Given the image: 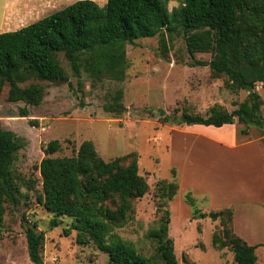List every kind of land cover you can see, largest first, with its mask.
<instances>
[{
    "label": "rangeland",
    "instance_id": "1",
    "mask_svg": "<svg viewBox=\"0 0 264 264\" xmlns=\"http://www.w3.org/2000/svg\"><path fill=\"white\" fill-rule=\"evenodd\" d=\"M75 1L0 0V34L24 27ZM95 1L100 5L107 2ZM181 1L167 0L169 10ZM163 34L166 47L161 44V35L125 44L124 80L92 74L89 66L98 60L96 51L81 55L80 75L65 54L58 52L56 58L67 82L32 78L22 84L44 87L40 105L9 101L8 85L0 92V124L13 131L22 145L11 178L17 205L6 203L0 226V264H35L29 258L25 233L33 225L44 232V264H110L108 254L93 242L86 246L76 242L71 217L56 216L37 199L42 193L39 166L48 156L45 149L52 140L60 142V148L49 154L54 157L77 153L85 140L93 141L106 161L137 153L139 173L150 188L143 197L132 200L130 218L114 232L131 241L145 256L160 262L157 241L148 236L159 226L162 215L155 187L160 179H175L179 182L178 193L165 207L170 209L169 235L178 264H235L233 251L223 243L226 241L220 220L202 215L229 207L233 210L229 226L256 246L258 264H264V130L252 128L250 132L237 121L215 127L182 125L174 118L163 120L165 115L181 116L184 111L205 117L213 111L231 112L247 100L248 92L232 90L226 85L227 76L214 77L208 66H192L182 31ZM195 58L209 61L212 53L197 52ZM118 90H122L120 102L125 110L119 114L106 111L104 105L114 102ZM256 90L263 100L264 115L263 81L256 83ZM25 107L28 116H20ZM30 120L38 123L32 125ZM242 128L249 136L242 133ZM252 136L263 140L257 142ZM187 193L194 196L197 210L186 201ZM53 218L58 220L57 226H52ZM68 228L71 234L66 236L64 230ZM214 233L223 248L214 247Z\"/></svg>",
    "mask_w": 264,
    "mask_h": 264
},
{
    "label": "trees",
    "instance_id": "2",
    "mask_svg": "<svg viewBox=\"0 0 264 264\" xmlns=\"http://www.w3.org/2000/svg\"><path fill=\"white\" fill-rule=\"evenodd\" d=\"M164 31L171 34L182 31L191 65L208 66L214 77L227 76L226 85L232 90H246L248 98L231 112L213 111L205 117L184 111L181 116L165 115L163 120L174 118L182 125L215 127L237 121L248 128L264 130L263 100L256 90V83L264 82V0H182L172 10L167 0H107L104 5L95 0H77L24 27L0 34V92L8 85L9 101L40 105L44 87L38 83L22 84L32 78L57 84L67 82L69 79L56 58L58 52L65 54L80 75L81 55L96 51L98 60L89 66L92 74L124 80L125 44L161 35V44L166 47ZM197 52H211L212 58L196 59ZM121 97L122 90H118L114 102L106 103L104 109L122 113L125 107ZM159 112L165 114L162 109ZM150 113L154 110L150 109ZM20 116H28L26 107ZM30 123L38 122L30 120ZM242 133L247 131L243 128ZM21 147L16 134L0 124V226L6 203L17 205L11 178ZM59 148V140H52L45 149L48 156L39 166L42 193L37 199L47 211L73 219L71 229L77 232L78 244L86 246L93 242L108 254L110 264H178L174 241L169 235L170 209L165 207L178 193L177 180L160 179L155 187L162 215L159 226L151 229L148 236L157 241L160 259L157 262L114 232L130 218L132 200L143 197L150 188L139 173L137 153L106 161L93 141L85 140L71 156L49 155ZM185 197L197 210L194 196L187 193ZM202 215L220 220L226 241L223 243L233 251L235 264H258L256 246L229 226L233 222L231 208ZM51 224L57 226L58 220L53 218ZM71 229H65L64 235H70ZM25 233L30 260L44 264V232L33 225ZM212 243L216 248L224 247L216 233Z\"/></svg>",
    "mask_w": 264,
    "mask_h": 264
},
{
    "label": "crops",
    "instance_id": "3",
    "mask_svg": "<svg viewBox=\"0 0 264 264\" xmlns=\"http://www.w3.org/2000/svg\"><path fill=\"white\" fill-rule=\"evenodd\" d=\"M226 125H229V124H226ZM234 128H235V127H234ZM252 128H255V129H256V127H249L248 130L251 132V129H252ZM223 129H226V128L224 127ZM242 129H243V128H242ZM242 129H241V131H242ZM235 132H236V130H235ZM236 134H237V133H236ZM246 135H247V134H246ZM247 136H249V135H247ZM252 137H254V136H252ZM254 139H256L257 142L263 140L262 138H261V139H260V138L258 139V137H256V138L254 137ZM218 141H219V140H218ZM220 141H221V139H220ZM263 156H264V148H263ZM258 190H259V189H258ZM256 191H257V190L255 189V192H256ZM229 208H232V207H229ZM234 218H235V217H234Z\"/></svg>",
    "mask_w": 264,
    "mask_h": 264
}]
</instances>
